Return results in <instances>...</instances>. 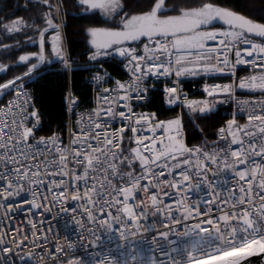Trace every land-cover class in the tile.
Returning a JSON list of instances; mask_svg holds the SVG:
<instances>
[{
    "label": "snow or ice",
    "instance_id": "obj_1",
    "mask_svg": "<svg viewBox=\"0 0 264 264\" xmlns=\"http://www.w3.org/2000/svg\"><path fill=\"white\" fill-rule=\"evenodd\" d=\"M61 5L68 6L60 0L57 13ZM71 6L85 16L99 10L109 20L127 7L121 0ZM25 8L44 26L33 29L23 17L0 20L4 39L30 29L39 34V51L19 55L26 71L0 82V100L10 97L0 103V264H22L37 254L35 264H246L264 254V42L253 39L264 41V22L205 0H141L135 14L120 18L121 27H87L95 90L91 101L68 91L69 113L83 110L64 144L55 133L38 134L52 129L44 128V111L25 78L51 60L48 32L52 56L71 73L74 61L62 42L67 24L55 22L52 0H26ZM0 48L18 49L20 42ZM104 57L119 58L117 78L103 68ZM240 66L246 74L239 75ZM10 67L0 63V73ZM220 75L230 80L208 82ZM188 77L205 80L201 99H189L181 87ZM150 80L153 88L164 83L166 103L180 107L179 114L161 119L158 111H136L151 102ZM238 90L248 95L241 98ZM222 105L232 107L230 118L219 116ZM209 121H215L214 138L190 146V133ZM226 172L230 186L220 179ZM201 184L208 199L190 200L188 192ZM56 205L71 212L75 240H49L45 221ZM24 211L27 223L13 228V213ZM101 232L109 241L118 233L124 243L88 251L100 246Z\"/></svg>",
    "mask_w": 264,
    "mask_h": 264
},
{
    "label": "trees",
    "instance_id": "obj_2",
    "mask_svg": "<svg viewBox=\"0 0 264 264\" xmlns=\"http://www.w3.org/2000/svg\"><path fill=\"white\" fill-rule=\"evenodd\" d=\"M193 2H198V0H193ZM205 2H213L216 5L228 7L258 22H264V0H205ZM25 3L26 0H0V20H3V17L6 15L10 20L15 17H23L33 24V29L38 26L43 27V19L30 9H26ZM73 3L74 0H64V4L68 6L65 8L61 5L58 14L60 21L65 20L67 24V27L63 30L67 53L82 61L91 49L86 41V28L90 26H120V17L125 13L129 15L135 14L141 0H121V3L127 5V7L114 20L107 19L101 15L99 10H96L90 16L81 15L79 9L71 6ZM56 4L59 5L60 0H56ZM65 11L69 14L67 17L63 15ZM33 29H30L26 34L22 33L10 39H4L0 35V43L11 45L15 41L20 42V48L18 49L9 48L5 51L3 48H0V63L11 65L7 71L0 74V82H4L26 70L23 63L16 62L19 55L39 51V34ZM26 36H31L35 43L33 44L31 41L26 40ZM45 55L46 57L50 55L47 43H45ZM102 64L103 68L107 69L112 76L117 78L120 75L121 69L115 63L104 61ZM94 72H96V69L92 65L78 64L73 65L71 73L69 76H66L62 70L51 68L50 61L46 59L44 64L33 74L25 78L27 80L26 86L31 90L36 106L42 108L44 111V128L52 129V132L40 131L39 135H52L53 133L60 136L64 135L65 112L62 97L67 83H69L74 94L81 101H86L92 91L91 86L86 83L85 79ZM149 97L151 98V102L146 103V108L153 112L158 111L161 119L166 117L172 118L174 113L179 114L181 112V108L178 106L170 110V107L164 105L162 93L157 86L150 88ZM187 111V109H184L185 113ZM219 116L228 118L227 108H219ZM185 123L187 124V121ZM207 123L206 129L200 130V128H197L195 132L190 133L188 141L190 145L200 143L204 138H214L213 133L216 130L214 126L215 121Z\"/></svg>",
    "mask_w": 264,
    "mask_h": 264
},
{
    "label": "built area",
    "instance_id": "obj_3",
    "mask_svg": "<svg viewBox=\"0 0 264 264\" xmlns=\"http://www.w3.org/2000/svg\"><path fill=\"white\" fill-rule=\"evenodd\" d=\"M57 23H59V21ZM52 35H53L52 32H48L47 38H46L50 51H51V36ZM256 41L257 42H264V41H258V40H256ZM62 42H63L64 48L66 50V46H65L63 35H62ZM213 43H218V41L209 42V45L212 46ZM88 55H89V53L86 55V58L84 60H82V61L78 60L74 56H71L73 58V61H74L73 65H78V64H89V65H92L88 61ZM232 58L233 59L235 58L234 52L232 53ZM118 59L119 58L104 57V58H102L101 62H104V61L113 62L117 66H119V68L121 69V66L117 63ZM51 61H52L53 65H54L53 68L60 69L63 72H65L62 69V65L56 60V58L54 56H52V53H51ZM245 67L246 66H240L241 70L239 72V75L246 74L245 71H244ZM95 73H92L91 75H88L86 77V79H85L86 83L91 86V91H92L91 95L89 96L88 100H86V101H91L93 99L95 86L92 83V77L95 75ZM65 74H66V76H69V73L65 72ZM112 77L116 78L114 76H112ZM229 80H230V77L220 75V76H217L215 78H210L208 80V82L209 83H225V82H228ZM204 83H205V80L202 77H197V78L188 77V78H182L181 79V87L188 94V98L189 99H201L203 97V95H204V93H203V85H204ZM105 86H108V85H105ZM148 86H149V89L151 87H153V84H152L151 80L148 82ZM155 86H157L160 89V91H161V93L163 95L164 105L167 106V107H170L169 105H167L166 99H165V96H164V93H163L164 83L163 82H157L155 84ZM25 87H26L27 91L31 92V90L26 86V82H25ZM69 90H72V88L70 87L69 83H67V87H66L65 92H64L63 97H62V101H63V105H64V112H65V119H64L65 132H64V135L61 136V138H62L64 144L70 143V140H69L70 124L75 123V121L77 119H79V113L83 110L82 107L78 106L76 108V110H75V114H70L69 113V111L67 109V101L65 99ZM146 95L149 96V92L146 93ZM238 95L241 98H244L245 96L248 95V93L244 92L243 90H238ZM9 98L10 97L5 96L3 98V100H0V103H6ZM145 105L146 104H144L143 107L136 108V111L153 112V111L148 110ZM84 106H86V107H94V103L86 104ZM221 107L227 108V115H228V118H230V114L233 111L232 107L229 106V105H222L219 108H221ZM78 130H79V128L77 127L76 131H78ZM128 135H131L130 131H129ZM210 179L215 180L217 178L211 177V175H210ZM220 179L227 180L229 182L228 186H230L231 183L233 182L231 174L227 173V172L224 173L222 175V177H220ZM219 187L223 188V187H225V185H223L221 183L219 185ZM207 193H208L207 185L206 184H201L199 189H196V188L191 189L188 192V197L192 201L208 199ZM28 199H31V197L29 196ZM26 207H27V205H25V208ZM41 212H43V209H40L36 213L37 220L39 219ZM27 219H28V216H27L26 211L19 212V213H13L12 227L13 228L16 227L17 223L26 224L27 223ZM152 220H153V218L149 217V222L150 223L152 222ZM4 223L7 226V221H5ZM45 227L49 228V230H50L49 231V240L50 241H54L55 238L58 236L59 237V242L63 243L65 238L68 239V240H75L78 237V235H79L78 227L75 224V221L72 219L71 212L61 213L59 205H56L53 208L52 213L47 214V220L45 221ZM9 235H11V233H9ZM99 235H100V241L98 243H99L100 246L94 249V248L91 247V245H89L88 251H102L105 245H107L108 247H111V248H115L117 243H121V244L124 243L123 241H121L119 239V234L118 233H112L111 234L113 236V240H111V241L108 240L107 235L105 233L101 232V233H99ZM172 238L176 239L175 237H172ZM181 239L183 240L184 238H181ZM85 243H87V241H85ZM134 243H137L138 245L144 246V247H149L150 246V245H147V244H143V242L134 241ZM45 247H47V246H45ZM124 250H130V248H125ZM23 251H26V250H22L21 254H23ZM76 254L77 255H84V250L83 249H78ZM155 255L159 256L158 253H155ZM13 256L15 258V253L13 254ZM85 258H87V257H85ZM39 259H40V256H39V254H37L35 256V260H39ZM35 260L32 259V258H27L26 257L25 260L22 262V264H35ZM16 264H21L19 259L16 260Z\"/></svg>",
    "mask_w": 264,
    "mask_h": 264
},
{
    "label": "water",
    "instance_id": "obj_4",
    "mask_svg": "<svg viewBox=\"0 0 264 264\" xmlns=\"http://www.w3.org/2000/svg\"><path fill=\"white\" fill-rule=\"evenodd\" d=\"M217 6H220V5H217ZM230 9V8H229ZM232 10V9H230ZM235 11V10H234ZM237 12V11H236ZM240 13V12H238ZM242 14V13H241ZM122 25H120L119 27H121ZM215 26H220V24H216ZM95 27H105V26H95ZM87 29V28H86ZM85 34H86V41H87V45L90 47L89 43H88V40H89V37L87 35V32L85 30ZM255 39H259L261 40L259 37H253ZM91 48V47H90ZM18 62V60L16 61ZM4 73V72H2ZM1 74V73H0ZM246 264H264V254H259V255H254L252 257H249L248 260L246 261Z\"/></svg>",
    "mask_w": 264,
    "mask_h": 264
},
{
    "label": "rangeland",
    "instance_id": "obj_5",
    "mask_svg": "<svg viewBox=\"0 0 264 264\" xmlns=\"http://www.w3.org/2000/svg\"><path fill=\"white\" fill-rule=\"evenodd\" d=\"M52 3L56 5V0H52ZM56 7H57V5H56ZM53 13L56 15V18H57L56 8H53ZM55 21H56V20H55ZM20 74H21V73H20ZM17 75H19V74H17ZM4 82H6V81H4Z\"/></svg>",
    "mask_w": 264,
    "mask_h": 264
},
{
    "label": "flooded vegetation",
    "instance_id": "obj_6",
    "mask_svg": "<svg viewBox=\"0 0 264 264\" xmlns=\"http://www.w3.org/2000/svg\"><path fill=\"white\" fill-rule=\"evenodd\" d=\"M101 13V12H100ZM101 15H103L102 13H101ZM121 18V17H120ZM120 24V23H119ZM119 27V26H118Z\"/></svg>",
    "mask_w": 264,
    "mask_h": 264
}]
</instances>
